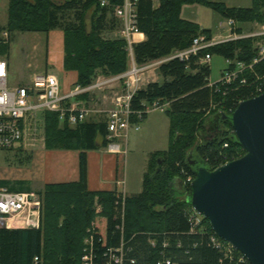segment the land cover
<instances>
[{
    "label": "trees",
    "instance_id": "trees-1",
    "mask_svg": "<svg viewBox=\"0 0 264 264\" xmlns=\"http://www.w3.org/2000/svg\"><path fill=\"white\" fill-rule=\"evenodd\" d=\"M123 1L107 0L108 5L102 6L100 0H10L7 30L48 33L61 29L64 68L77 72L76 85L87 86L97 69L112 76L128 68L125 40L102 36L105 26L114 21L111 15L112 19H107L109 14L113 15L112 7ZM154 1L136 2L135 25L145 35L143 42L132 44L138 65L183 50L198 35H212L210 30L181 18L184 5L206 6L238 24L264 23V0H252L246 8L209 0H157L155 7ZM236 31L241 33L242 29L237 27ZM256 41L253 37L229 40L211 47L207 53L250 63L256 54ZM9 44V41L0 43V54L7 52ZM201 56L200 53L188 61L173 59L160 65L161 82L148 83L133 95L130 107L134 111L155 100L169 103L166 110L170 119L169 145L167 150L153 155L161 154L162 158L158 157L156 167L143 175L142 191L126 196L124 204L116 190L87 189L86 152L106 147L104 118L70 127L60 123L57 113L44 114V147L78 150L79 180L45 185L39 193L42 200L39 228L0 227V264H80L83 239L90 225L92 264H115L113 258L120 256L122 264H156L164 260L175 264H249L236 249L229 251L228 243L213 232L206 219L201 218L196 224L186 200L190 192L186 177L194 178L186 160L190 150L196 149L210 169L244 154L227 120L217 121L220 134L216 138H201L206 121L220 112L229 115V109L234 110L241 100L254 95L253 87L234 90L228 86L220 88V92L210 87V66L199 63ZM255 72L264 80V59L255 65ZM246 76L255 80L253 74L247 72ZM212 104L218 105L214 109ZM132 120L136 117L132 116ZM95 198L103 205L101 214L94 211ZM212 238L217 244H213Z\"/></svg>",
    "mask_w": 264,
    "mask_h": 264
},
{
    "label": "built area",
    "instance_id": "built-area-1",
    "mask_svg": "<svg viewBox=\"0 0 264 264\" xmlns=\"http://www.w3.org/2000/svg\"><path fill=\"white\" fill-rule=\"evenodd\" d=\"M136 2L137 0H124L122 4L112 7L113 15L121 22L119 35L127 44L126 49L130 58V66L122 74L99 80L87 86L74 84L67 92H62L58 78L54 74L47 72L34 74L27 85L10 87L8 85L9 62L5 57H0V150L18 148L21 143L26 141L25 138L28 135L34 142L37 139L38 123L44 122V114L46 112H54L58 114L61 124H66L70 127L89 120V116L104 118L107 129L106 139L108 141L105 148L113 154H126L130 130H138V124L148 113L166 111L169 105L167 101L155 100L145 104L140 111L131 109V99L136 91L142 88L141 82L145 79L146 73L150 69H158L160 65L173 59L188 61L191 56H197L200 53L202 56L199 58V63L209 64L212 55L207 53V51L211 47L229 40L256 38L255 57L250 63L226 60L228 66L221 73L220 79L216 82H209V86L216 87V91L219 92L220 88L228 86H232L234 90L239 87H253L254 95L252 97L264 91V80L257 76L255 72V65L264 59V23L256 24L258 25L257 28L245 34L238 33L236 31L237 23L233 19H229L226 24L230 33L225 37L214 38L212 35L207 37L201 34L196 36L190 46L183 50L175 51L166 57L138 65L135 63L132 53L133 35L139 32L135 25ZM100 3L102 6L108 5L107 0H100ZM9 38V31L2 29L0 31V43L8 42ZM231 65L232 67H230ZM247 72L253 74L255 80L250 81L246 76ZM114 81H123V87L113 97L112 105L109 109L90 110L80 105L79 99L82 95ZM225 93L223 92V94ZM216 105L218 104H212L211 108L215 109ZM229 111L232 112L234 110L229 109ZM132 116H135L136 120H132ZM119 140H123V143L118 142ZM192 180V176L186 177V182L191 183ZM118 195L122 197L124 204L125 193L117 191ZM41 209L42 200L37 192L11 191L8 188L0 187V223L6 227L27 226L39 228L41 225ZM191 210L190 216H194L195 222L198 224L202 217L197 215L192 208ZM92 232L93 227L89 231L87 239L90 246L89 252L82 257V264H92ZM212 242L217 244L215 238H212ZM228 245L229 251L234 249L230 244ZM113 259L115 264L123 263L121 256ZM35 261H37V258H35ZM156 264L175 263L164 260L158 261Z\"/></svg>",
    "mask_w": 264,
    "mask_h": 264
},
{
    "label": "rangeland",
    "instance_id": "rangeland-1",
    "mask_svg": "<svg viewBox=\"0 0 264 264\" xmlns=\"http://www.w3.org/2000/svg\"><path fill=\"white\" fill-rule=\"evenodd\" d=\"M211 2L224 3L228 7L246 8L250 7L252 0H209ZM10 0H0V31L7 29L8 21V8ZM73 12H70L72 15ZM73 16V15H72ZM181 18L198 24L202 29H208L211 31L212 36L215 38H223L230 33L227 26V20L224 19L219 13L200 4L184 5L181 9ZM88 19V28L90 29V21ZM258 24V23H257ZM242 26L241 33H249L253 29L257 28L250 24ZM60 32L55 30L54 34ZM53 33H40V32H11L9 38V49L6 53L0 54V57H5L9 62V74L8 85L15 87L19 85H27L30 83L32 76L36 73H52L58 77L60 82V88L63 91L66 82V76L60 67L55 64L46 66L47 49L51 46V38ZM102 36L106 39H120L121 36L118 33L104 34ZM130 66V58L128 61V68ZM210 66V82H216L220 79L221 73L227 68V61L219 55H212L209 62ZM127 68V69H128ZM126 69V71H127ZM150 69L145 79L141 82V87H145L151 82H161L162 78L159 75L158 69ZM155 70V71H154ZM124 73V72H123ZM122 74V73H121ZM119 75V74H118ZM117 75L105 76L101 73V70H96V76L90 84H94L99 80L110 78ZM123 87V81L112 82L101 88L95 89L88 94L80 98V105L92 110V109H109L111 99L118 94ZM70 88H72L70 86ZM168 109V108H167ZM166 109V110H167ZM93 115V114H90ZM88 118L96 119L98 116H89ZM42 120V119H41ZM38 131L36 134V140L33 144H36L34 148L28 147L27 150L19 151L14 148L13 150H0V178L13 179L19 176L18 173L13 171H21V169L31 170V164L35 160L31 157L32 151H37L40 147L45 146L44 137V122L38 123ZM61 125V124H60ZM62 126V125H61ZM139 129H131L128 135L126 154H114L108 155L105 150L101 149L96 152L102 159H107V167L114 173L117 172L119 180L122 184L118 189H123L127 192H137L141 190V183L143 175L147 172L150 173L152 169L156 167L155 160L158 157L162 158L159 154L153 156L157 152L167 150L169 145V130L170 119L166 111H153L147 114V116L138 124ZM211 138L205 135V139ZM27 141L32 142L30 135L25 138ZM39 142L36 143V141ZM118 142L123 143V140ZM46 151V150H44ZM38 152V151H37ZM35 153V152H34ZM35 155V154H34ZM109 157L112 160H108ZM152 158V159H151ZM107 173L106 170H104ZM24 174H30L24 172ZM23 173L21 175H24ZM24 179L30 181L32 178L30 175L24 176ZM178 182V181H176ZM41 184V183H40ZM39 185V184H37ZM94 211L96 214L103 212V205L100 204L97 198L94 201ZM92 225L87 228L86 235L83 239V248L80 264L83 263L82 257L89 252V243L87 242L89 231L92 230Z\"/></svg>",
    "mask_w": 264,
    "mask_h": 264
},
{
    "label": "water",
    "instance_id": "water-1",
    "mask_svg": "<svg viewBox=\"0 0 264 264\" xmlns=\"http://www.w3.org/2000/svg\"><path fill=\"white\" fill-rule=\"evenodd\" d=\"M214 117L230 123L244 154L210 169L190 150L186 160L194 178L186 200L249 264H264V91L206 124Z\"/></svg>",
    "mask_w": 264,
    "mask_h": 264
},
{
    "label": "crops",
    "instance_id": "crops-1",
    "mask_svg": "<svg viewBox=\"0 0 264 264\" xmlns=\"http://www.w3.org/2000/svg\"><path fill=\"white\" fill-rule=\"evenodd\" d=\"M154 6H158V1H154ZM113 17V23H109L105 26L104 34L108 35L111 33H118L121 28V22L114 15L109 14L108 21L111 20V16ZM89 18V16H88ZM90 21V19H89ZM88 22V19H87ZM244 25L250 24V26L254 27L257 23H243ZM237 27L242 28V26L238 25ZM55 30H59L54 34ZM254 30V29H253ZM38 33V32H37ZM42 33V32H40ZM53 33V37L51 38V46L47 49L46 56V66L48 65H57L63 70L66 76L65 87L62 92L69 91L78 78V74L76 71H67L64 68V32L61 29H53L50 30L47 34ZM145 40V35L142 32L135 33L133 35V44L141 43ZM47 72V71H46ZM48 73V72H47ZM52 74V73H51ZM58 78V77H57ZM59 80V79H58ZM60 83V82H59ZM113 99V98H112ZM111 99V104H112ZM111 107V105H110ZM39 140L36 141V143ZM36 144L33 142L25 141L19 145L17 149L19 151L27 150L28 147L34 148ZM101 149L105 150L106 154L114 155L107 151L106 148H97L93 150H88L86 152L87 155V189L91 192H112V191H122L125 195L133 196L139 194L142 191V183L141 190L137 192H126L123 186V189L119 186L122 184V181L119 180V173L112 172L110 168L107 167L108 161L107 159H102L100 155H97L96 152ZM46 150V151H44ZM38 151V152H37ZM37 151L31 152V157L34 162L31 164V170L21 169V171H13V173H18L19 176L13 179H4L0 178V187H5L8 189H15L14 191H34L38 194L44 190L45 185L47 184H56V183H70L77 182L79 180V151L78 150H67V149H47L44 147H40ZM35 152V153H34ZM35 154V155H34ZM108 160H112L109 157ZM107 173H105V171ZM24 172H29L30 174H24ZM24 175H21V174ZM30 175L31 180L27 181L24 179V176ZM143 181V179H142ZM178 181V180H177ZM41 183V184H40ZM39 184V185H37ZM177 188L180 189V181L176 182ZM13 191V190H12ZM40 195V194H39ZM0 227H6L2 223H0ZM6 228H30L27 226H10Z\"/></svg>",
    "mask_w": 264,
    "mask_h": 264
},
{
    "label": "flooded vegetation",
    "instance_id": "flooded-vegetation-1",
    "mask_svg": "<svg viewBox=\"0 0 264 264\" xmlns=\"http://www.w3.org/2000/svg\"><path fill=\"white\" fill-rule=\"evenodd\" d=\"M220 134V126L215 118L208 121L203 131L200 132L201 138L205 139V135L217 137Z\"/></svg>",
    "mask_w": 264,
    "mask_h": 264
}]
</instances>
